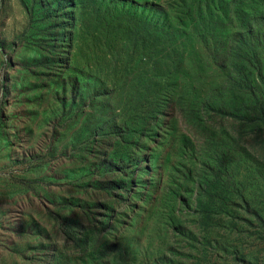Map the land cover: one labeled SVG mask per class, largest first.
Returning <instances> with one entry per match:
<instances>
[{"label": "rangeland", "instance_id": "374dc122", "mask_svg": "<svg viewBox=\"0 0 264 264\" xmlns=\"http://www.w3.org/2000/svg\"><path fill=\"white\" fill-rule=\"evenodd\" d=\"M88 12L90 4L64 12L59 0H0V264H56L48 240L63 247L69 236L79 243L92 231L119 237L129 255L140 243L135 264H264V105L253 95L264 94V83L252 82L250 48L238 63L221 62L223 41L233 40L225 27H203L212 45H203L197 23L182 29L174 46L195 70L162 111L176 135L162 131L147 140L149 149H131L139 163L129 183L118 170L126 150L117 135L130 98L123 79L111 75L115 63L131 67L144 26L132 19L136 34L124 30L119 41L108 29L113 15L101 13L85 37ZM94 72L111 91L95 101ZM111 181L123 185L113 197ZM87 237L91 246L95 236Z\"/></svg>", "mask_w": 264, "mask_h": 264}, {"label": "trees", "instance_id": "16d2710c", "mask_svg": "<svg viewBox=\"0 0 264 264\" xmlns=\"http://www.w3.org/2000/svg\"><path fill=\"white\" fill-rule=\"evenodd\" d=\"M259 3H261V6L258 5ZM88 4L92 5L93 13L88 12L81 22L85 37L90 35L88 31L90 25L104 19V15H113L114 22H109L108 29L114 31V38L119 41H122V35H125L124 30L135 33V29L132 27H136V21L132 19L140 21L144 26L142 37L137 33L141 37L140 51L134 50V53L127 58L128 62L131 63V67L120 66L117 69L115 63L113 75H111L115 76L117 81L123 79L125 83L123 86L126 85V98L128 96L131 102L127 98L128 108L123 113L127 114L129 119H124L123 123L119 124L122 128V135H117L120 143H123L120 147L126 150L125 153H122L124 157L120 160L118 168V170L125 173L126 182L132 183L135 177V167L139 163L132 158L131 149H139L138 146L145 145L153 134L157 135L162 131H170L171 133L168 132V134L176 135V130H173V127L164 125L162 111L168 103H171L170 101H175V97L179 96L184 77L192 74L195 70L194 63H191L190 66V63L187 62L188 57L190 58L188 52L174 46L183 32L182 29L185 30L189 23L190 25L197 23L196 30L199 31V35L207 43L200 42L198 39L197 42L203 43V45H212V42L202 35L203 27L208 29L214 27L213 30L217 26L225 27L228 35H231L233 40L229 38L228 42L223 41L226 45H224V50L221 53V62L228 59L238 63V60L245 53L243 49L246 48L244 47L250 48L247 50L252 51L255 68L257 69V75L252 78V82L255 86H262L264 83V0L256 3L254 0H169L167 4L161 6L152 4L151 7L146 3L139 5L135 0H68V2L59 0V5H61L64 12L67 5L73 11H76L77 9L84 10ZM94 13L97 15L103 13L104 15L97 16ZM222 14L227 16L228 21L223 23ZM216 17L221 20L213 22L212 18L216 19ZM238 18L241 19L240 24ZM204 19H209L211 22L198 23L199 20ZM224 24L229 26L230 29ZM196 30L193 32L194 34ZM106 39L108 40L110 37ZM235 41L240 44L239 47ZM164 49H167L165 54L160 55L159 53ZM192 54L193 56L198 54L195 48L192 50ZM109 58L115 60L116 57L110 54ZM124 59L121 60V65ZM81 71L85 78L90 74L84 69H81ZM95 74L92 76L97 84L96 92L93 95L94 101L102 96H107V93L111 94V91L106 90V80ZM81 82L85 83V79L82 78ZM253 95L259 104L264 105L262 91ZM191 105L194 107L193 103ZM80 107H83V105ZM183 112L189 117L188 107H185ZM199 122L206 125L202 118H199ZM102 132L104 131L100 128L99 134ZM183 137L187 139L186 136ZM147 149H149V146L145 145V150ZM110 183L109 191L111 194L109 196L113 197L116 189H122L123 185L117 184L115 181ZM131 188L132 186H129L127 192L131 191ZM171 191L172 188L168 197H170ZM105 206L106 213L113 212V206ZM102 216L107 223V219L110 217L106 218L104 214ZM171 216H176L174 208L170 209ZM103 225L105 227V224ZM89 235L95 236L94 243L91 246H88L87 236ZM101 235V232L98 231L86 232L84 241L79 243H77V237L71 235L69 236L71 240L63 247L48 240L52 244L51 251L53 255L58 259L56 264H81V261L82 264H135L140 254V243L139 246L137 244V247L132 248L131 255H129V253H126L128 252L126 249L120 248L119 237L115 236V238L109 239L107 236ZM97 236H100L99 239H97ZM109 244L112 252L105 254L104 251L108 250ZM77 247H80L78 251L73 252ZM124 248H128V246L124 244ZM74 253L83 254L85 258L77 259L74 255H71Z\"/></svg>", "mask_w": 264, "mask_h": 264}]
</instances>
